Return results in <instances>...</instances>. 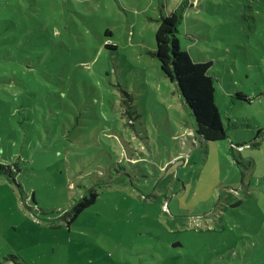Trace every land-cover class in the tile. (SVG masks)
<instances>
[{
    "label": "rangeland",
    "instance_id": "374dc122",
    "mask_svg": "<svg viewBox=\"0 0 264 264\" xmlns=\"http://www.w3.org/2000/svg\"><path fill=\"white\" fill-rule=\"evenodd\" d=\"M181 1L220 140L155 54ZM0 165V264H264V0H0Z\"/></svg>",
    "mask_w": 264,
    "mask_h": 264
},
{
    "label": "trees",
    "instance_id": "16d2710c",
    "mask_svg": "<svg viewBox=\"0 0 264 264\" xmlns=\"http://www.w3.org/2000/svg\"><path fill=\"white\" fill-rule=\"evenodd\" d=\"M184 10L185 3L181 1L158 20L155 54L162 72L176 84L181 99L189 109L197 137L207 141L220 140L227 134L214 101V77L208 71L211 61H195L180 48L178 29ZM238 95L242 96V92ZM259 132L260 129L256 134ZM96 196V192H91L89 196L81 197L74 205L75 213L91 204Z\"/></svg>",
    "mask_w": 264,
    "mask_h": 264
},
{
    "label": "water",
    "instance_id": "95a60500",
    "mask_svg": "<svg viewBox=\"0 0 264 264\" xmlns=\"http://www.w3.org/2000/svg\"><path fill=\"white\" fill-rule=\"evenodd\" d=\"M236 204V203H235Z\"/></svg>",
    "mask_w": 264,
    "mask_h": 264
}]
</instances>
